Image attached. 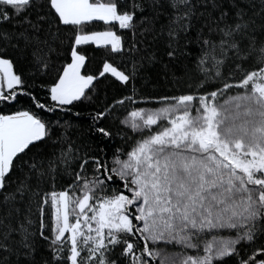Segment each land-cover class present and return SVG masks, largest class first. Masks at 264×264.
Returning <instances> with one entry per match:
<instances>
[{
	"label": "snow or ice",
	"instance_id": "snow-or-ice-1",
	"mask_svg": "<svg viewBox=\"0 0 264 264\" xmlns=\"http://www.w3.org/2000/svg\"><path fill=\"white\" fill-rule=\"evenodd\" d=\"M0 264H264V0H0Z\"/></svg>",
	"mask_w": 264,
	"mask_h": 264
},
{
	"label": "trees",
	"instance_id": "trees-1",
	"mask_svg": "<svg viewBox=\"0 0 264 264\" xmlns=\"http://www.w3.org/2000/svg\"><path fill=\"white\" fill-rule=\"evenodd\" d=\"M88 58L91 61L88 67L90 71H94L96 68L102 66V61L105 59L104 50L97 49L95 46H91L88 53ZM130 67V65H129ZM25 65L21 64L19 66V70H23ZM157 71L155 70L152 72L151 75L146 76L143 79L138 80L137 82V90L139 93L148 96H161L164 94H171L174 91H186V85L184 83L176 84L173 82L171 76L167 79L163 75H157ZM101 89V97L103 98L105 94L109 99L112 97H118L121 93L115 87H112L109 82H104L100 86ZM135 107L134 105H128V109ZM79 126L82 130V135L85 138V142L92 144L93 146L99 145V147H104V142L97 141L95 137H90L88 131V124L90 121L88 120L87 112L79 120ZM115 127L113 126V131H115ZM109 143V147L106 149L108 152L109 157H111L112 151L114 147L121 146L123 142L120 140L119 137H115V139Z\"/></svg>",
	"mask_w": 264,
	"mask_h": 264
}]
</instances>
